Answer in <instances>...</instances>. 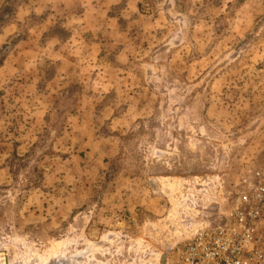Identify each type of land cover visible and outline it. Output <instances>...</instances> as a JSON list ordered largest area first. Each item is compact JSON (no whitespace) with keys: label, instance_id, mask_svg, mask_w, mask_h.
<instances>
[{"label":"rangeland","instance_id":"1","mask_svg":"<svg viewBox=\"0 0 264 264\" xmlns=\"http://www.w3.org/2000/svg\"><path fill=\"white\" fill-rule=\"evenodd\" d=\"M261 181L264 0H0V264H174Z\"/></svg>","mask_w":264,"mask_h":264},{"label":"built area","instance_id":"2","mask_svg":"<svg viewBox=\"0 0 264 264\" xmlns=\"http://www.w3.org/2000/svg\"><path fill=\"white\" fill-rule=\"evenodd\" d=\"M256 183L187 240L174 264H264V181Z\"/></svg>","mask_w":264,"mask_h":264},{"label":"bare ground","instance_id":"3","mask_svg":"<svg viewBox=\"0 0 264 264\" xmlns=\"http://www.w3.org/2000/svg\"><path fill=\"white\" fill-rule=\"evenodd\" d=\"M31 262H32V261H31ZM36 262H37V261H36ZM3 263H4V262H3ZM32 263H33V262H32ZM32 263H31V264H32ZM6 264H7V263H6ZM158 264H159V263H158Z\"/></svg>","mask_w":264,"mask_h":264}]
</instances>
